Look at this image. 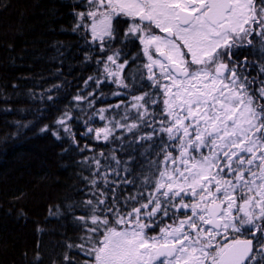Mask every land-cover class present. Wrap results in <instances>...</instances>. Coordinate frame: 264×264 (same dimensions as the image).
I'll use <instances>...</instances> for the list:
<instances>
[{"label":"snow or ice","instance_id":"1","mask_svg":"<svg viewBox=\"0 0 264 264\" xmlns=\"http://www.w3.org/2000/svg\"><path fill=\"white\" fill-rule=\"evenodd\" d=\"M72 12L95 70L72 98L83 116L66 109L51 132L91 153L81 197L49 209L76 234L63 264H264V0ZM81 122L107 151L80 146Z\"/></svg>","mask_w":264,"mask_h":264},{"label":"trees","instance_id":"2","mask_svg":"<svg viewBox=\"0 0 264 264\" xmlns=\"http://www.w3.org/2000/svg\"><path fill=\"white\" fill-rule=\"evenodd\" d=\"M74 3L0 0V264H63L65 240L76 239L64 219L49 215L50 208L63 209L81 197L87 173L80 162L91 155L74 150L62 131L61 140L51 134L66 109L83 116L72 98L88 91L84 81L95 70L84 61L83 41L71 31ZM34 90L43 97L31 103ZM39 124L49 131L20 136ZM73 131L81 147L90 143L107 151L80 137L82 122Z\"/></svg>","mask_w":264,"mask_h":264},{"label":"bare ground","instance_id":"3","mask_svg":"<svg viewBox=\"0 0 264 264\" xmlns=\"http://www.w3.org/2000/svg\"><path fill=\"white\" fill-rule=\"evenodd\" d=\"M31 93V97L33 96V98H32V100L33 101H30L31 103L33 102V103H36V101H38V100H40L42 97H43V91H36V90H34V91H31L30 92ZM31 103H29V104H31ZM61 104H62V102H61ZM42 128V125L41 124H39V125H37V126H35L34 128L33 127H31V130L30 131H28V132H26L25 131V128L21 131V134H20V136H24V137H37V136H39V135H41V134H39L41 131H40V129ZM19 136V135H18ZM54 137V136H53ZM60 143H62V141L60 142Z\"/></svg>","mask_w":264,"mask_h":264},{"label":"rangeland","instance_id":"4","mask_svg":"<svg viewBox=\"0 0 264 264\" xmlns=\"http://www.w3.org/2000/svg\"><path fill=\"white\" fill-rule=\"evenodd\" d=\"M75 104H76V102H75Z\"/></svg>","mask_w":264,"mask_h":264}]
</instances>
